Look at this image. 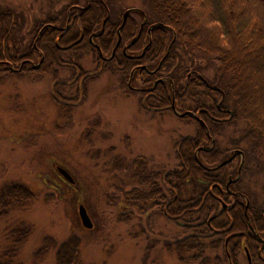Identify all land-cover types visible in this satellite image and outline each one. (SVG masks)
<instances>
[{
  "label": "rangeland",
  "instance_id": "obj_1",
  "mask_svg": "<svg viewBox=\"0 0 264 264\" xmlns=\"http://www.w3.org/2000/svg\"><path fill=\"white\" fill-rule=\"evenodd\" d=\"M87 2L0 0V9L18 15L22 41L25 38L24 43L30 48L35 25L41 27L57 18L63 24L70 6H87ZM106 2L117 19L130 9L140 10L150 19L143 0ZM131 17L140 19L137 13ZM207 35L212 39L211 34ZM230 38L236 47V36ZM176 46L179 54L181 46ZM97 65L93 55L86 56L82 63L85 90L83 81L76 82L77 73L67 69V64L47 73L17 75L0 70V191L18 185L33 195L30 202L12 206L0 220V261L14 246L10 233L24 229L29 232L28 238L17 246L14 264H58V248L70 241H76L79 248L76 264H203L201 260L183 262L168 250L170 243L196 232H188L167 219L160 203L161 206L149 201L135 206L127 193L146 191L138 183L142 172L172 176L179 167L176 154L184 144L182 140L196 138L198 131L195 118L179 117L176 112L195 115L200 109L198 104L210 107L217 99L234 114L228 123L216 126L218 136L214 137L221 159L228 158L233 148L250 151L246 156L250 169L243 184L254 191L251 198L258 205L264 203V149L255 139L249 141L248 126L221 82L227 79L218 75L216 61L208 62L200 55L190 58L186 53L182 65L173 68L180 77L185 73L187 81L195 76L197 88L190 86L189 90L186 83L189 99L182 108L147 114L141 111L144 105L140 95L120 89L117 77L98 73ZM247 81L249 87L256 83L257 90L247 88L244 92L238 87L236 95L244 100L247 117L264 119V71H256ZM206 120L212 124L210 118ZM236 161L239 164V158ZM59 168L71 174L73 183L62 176ZM160 184L169 207L175 200L171 201L172 193L165 183ZM196 188L193 184L185 186L181 199L192 200ZM229 200L234 201L231 197ZM81 206L87 210L91 229L83 224ZM187 211L196 212L197 208ZM202 232L198 243L205 246V263L230 264L223 247L212 248V233L207 229ZM240 251L232 262L247 264L244 251Z\"/></svg>",
  "mask_w": 264,
  "mask_h": 264
},
{
  "label": "trees",
  "instance_id": "obj_2",
  "mask_svg": "<svg viewBox=\"0 0 264 264\" xmlns=\"http://www.w3.org/2000/svg\"><path fill=\"white\" fill-rule=\"evenodd\" d=\"M104 1L109 2L110 0ZM143 3L149 12L151 22H161L176 33L177 41L175 46L180 45L181 51L179 54L176 51L175 57L172 58V64L176 65L178 63L179 66L182 65L186 53H189L190 58H196V56L199 57L200 55L208 62L216 61L218 63V75L227 79V82L221 79L224 90L231 95L236 110L242 114V118L248 126L249 141L250 139H255L258 146L261 145L264 149V119L255 121L253 118L247 117L243 106L244 100L240 101V98L236 95L238 87L239 89H244V92L247 88L252 90V92L256 91V83L253 84L254 87H249L247 79L252 77V75L254 77L255 72L258 70L264 71V0H143ZM100 7L101 4L95 0L93 10L87 18L91 27L98 23L97 18H95V12L100 11L99 15L104 14V9ZM183 16H185V20L182 18ZM37 27H39L38 24L32 29L33 32H35ZM21 30L22 26L19 25L18 15L15 12L0 9V64L3 61L5 62V60H10L13 64L20 60L21 55L27 48L26 43H24L25 38L22 41ZM201 31H203L202 36H200ZM207 33L212 35V39L207 38ZM158 35L164 37L163 35L165 34L163 30L156 28L154 36L158 37ZM232 35L237 38H235L236 47L232 45L231 40L233 38H230ZM241 54L243 55L241 56ZM234 60L236 61L234 62ZM60 61V56L58 55L59 67L62 66ZM244 62L247 64L245 65ZM191 64L195 65V62ZM259 66L261 68H258ZM249 67L254 71L253 74H250ZM196 80L198 79L195 76L188 81L186 79L189 90L190 86L197 88ZM200 86L202 87V84ZM187 93L188 90L185 88V95L177 97V104L180 108L184 105V101L187 98L189 99ZM161 96L163 99H154L152 97L147 102L148 106L152 109L154 108V110L169 106L170 98L167 95ZM196 107H200V109L208 108L215 113L217 112L214 104H211L210 107H204V104L200 103ZM185 118L193 120L190 116ZM211 123V125L207 124L211 134L216 132L217 127L223 126L222 124ZM197 126L196 138L182 140L184 142L183 146L177 149L176 160L179 162V167L175 170V174L161 177V174L157 172L146 173L144 171L145 173L143 174L142 172L138 183L146 191L132 190L127 193V196L131 198L130 203L135 206L149 201L156 205V202H158V205L161 204L163 206L162 213L167 219L177 223L188 232L191 230L196 232L194 236L190 234L181 241L170 243L168 250L172 253L174 252L183 262L201 260L203 264H206L205 262H208V259L204 256L206 253L205 246L204 244L199 245L198 240L200 239V234L203 235L202 231L204 229H207L208 233H212L207 222L218 205L217 201L208 193L209 183L214 182L213 179H216L215 181L224 184L223 174L225 175V171L221 169L220 176L215 178L211 172H206L196 162L195 153L200 146L206 145L207 140L202 125L197 122ZM198 157L205 166L215 167L221 161L222 153L216 148L211 152H200ZM134 162L135 165L138 164L137 161ZM157 181H159V185H161V182L168 187L169 192L172 193L171 201L175 200L173 205L171 202V206L166 207V197L163 195ZM190 184L197 187L194 192L197 194L192 196V200L183 201L181 193L184 187ZM32 196L28 189L18 185H11V187L8 186L0 191V220L9 212L12 206L30 202ZM187 208H197V211L191 213L187 211ZM253 210L251 213L252 222L255 224L256 229L261 232L264 230L262 218L264 210H259V208ZM243 218L242 210L233 215V231L239 232L245 229L246 223ZM190 219L196 220L189 222ZM228 221L227 213H223L219 226L222 227L225 224L223 228H227L230 225ZM215 223L212 222L214 227H216ZM28 234V230L24 229L10 233L14 246L6 251L7 253L2 257L3 260L0 261V264H14L12 260L18 249L17 246L19 247L23 241L27 240ZM211 238L213 249L219 250L223 247L224 236L212 235ZM234 243L235 246H238V241H234ZM77 247L76 241L62 244L58 248V264H76L79 258V248ZM195 252L196 255L194 254ZM187 254L194 255L187 258ZM254 260L255 263L261 261L257 256Z\"/></svg>",
  "mask_w": 264,
  "mask_h": 264
},
{
  "label": "flooded vegetation",
  "instance_id": "obj_3",
  "mask_svg": "<svg viewBox=\"0 0 264 264\" xmlns=\"http://www.w3.org/2000/svg\"><path fill=\"white\" fill-rule=\"evenodd\" d=\"M96 1L101 4L100 8L104 9V14L99 15L100 11L95 12L94 8L98 22L95 26L91 27L87 19L93 10L95 0H88L87 6L76 3L69 7L65 23H60L57 18L42 24L41 27L39 25L34 32L35 35L33 34L30 48L25 49L20 60L15 64L10 60H5L1 62L0 70L10 71L17 75L44 71L47 73L57 70L59 55L61 65L66 66L67 64V69L70 68L74 74L77 73L76 82L83 81L81 83L83 89H81L85 90L87 82L85 72L82 71V63L86 56L93 55L97 57L98 73L113 74L119 80L120 89L123 88L137 96L140 95L144 105L141 111L147 114L150 112L162 114L172 109L176 110L179 107L177 97L185 95L187 82L185 73L180 77L173 68L176 65L172 64V58L175 57L177 51L175 46L177 36L174 30L161 22H151L146 14L139 11L131 12L126 20H124L126 12H124L122 17L117 19L113 17L109 5L104 0ZM133 13H137L140 19L132 18ZM156 28L163 30L164 37L154 36ZM64 55L66 59L63 58ZM177 66H179L178 63ZM161 95H167L170 98V105L155 110L149 108L147 102L152 97L163 99ZM213 103L216 106V113L203 108L197 111L198 114L190 116L202 125L207 135L206 138H209L211 143L210 146L205 145L198 148L195 160L215 178L220 176L221 169L225 171L224 184L215 181L216 179L209 183L208 193L218 205L207 224L212 235L224 236L223 250L229 263L234 264L233 259L237 258L242 250L245 253L247 264H263L264 230L260 232L256 229L251 213L256 208L264 210V203L258 205L251 198L254 191L249 190L243 184V177L250 169L246 160L250 151L233 148L228 158L221 159L215 167H207L198 159L200 152H211L218 147L214 137L218 134L216 132L211 134L206 118H210L215 124H226L234 115L225 110L222 101L217 102L216 99ZM223 116H227L228 119H224ZM235 151H241L243 156L238 155L231 159ZM238 158L239 164H237L238 160L236 161ZM230 197L234 201L231 202ZM239 210L243 211L246 227L238 232L232 230L234 225L232 219ZM223 213H227L230 223L227 228H223L225 224L222 227L219 226ZM262 218L264 223V211ZM212 222H216V227L212 225ZM234 241H238V246H235ZM256 256L261 260L259 263H255Z\"/></svg>",
  "mask_w": 264,
  "mask_h": 264
},
{
  "label": "water",
  "instance_id": "obj_4",
  "mask_svg": "<svg viewBox=\"0 0 264 264\" xmlns=\"http://www.w3.org/2000/svg\"><path fill=\"white\" fill-rule=\"evenodd\" d=\"M134 11H139V12H141L140 10H135V9H133V10H128L126 13H125V15H124V20H126V18H127V16L131 13V12H134ZM175 110V109H174ZM176 114L179 116V117H186L187 115H194L193 113H190V112H185V113H183V114H179V113H177L176 112ZM231 115H232V113H230ZM238 155H242L243 156V154H242V152L241 151H235L234 152V154H233V157L231 158V159H233V158H235V157H237ZM198 160V159H197ZM59 170V172L62 174V176H64V178L67 180V181H69L70 183H73V178H72V176H70L71 174L67 171V170H65V169H63V168H59L58 169ZM80 217L82 218V221H83V224H84V226L85 227H87L88 229H91L92 227V222H91V220H90V217H89V215H88V213H87V210L85 209V207H83V206H81L80 207Z\"/></svg>",
  "mask_w": 264,
  "mask_h": 264
}]
</instances>
